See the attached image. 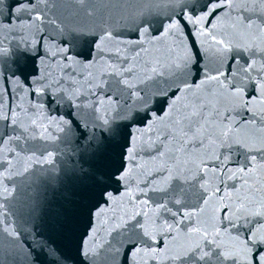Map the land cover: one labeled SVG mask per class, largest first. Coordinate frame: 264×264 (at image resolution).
<instances>
[{"label":"snow or ice","instance_id":"obj_1","mask_svg":"<svg viewBox=\"0 0 264 264\" xmlns=\"http://www.w3.org/2000/svg\"><path fill=\"white\" fill-rule=\"evenodd\" d=\"M74 2L87 4L83 9L84 15L95 18L98 12L94 6L95 0ZM43 3H49V0H15L10 6L7 23L0 20V28L14 30L17 27L13 24L15 20L20 27L36 26L37 31H42L37 22L44 23L45 19L36 9ZM52 3H56V0H52ZM161 4L170 5L171 11L159 23V31L152 38L149 30L160 14ZM138 5L134 40L122 39V33L114 34L108 28L94 32L85 26L65 23L63 19L58 24L56 19L48 18L47 23L54 26L52 32L38 40L25 42L26 47L17 44L14 55L0 44V62H6L7 58L13 65L7 68L8 75H5L4 68H0V83L7 81L8 85L0 90V232H6L12 238L10 243L18 240L19 233L11 227V221L7 228L3 227V222L4 217L10 215L6 205L16 192L15 178L24 176L29 167L21 164L24 158L12 145L15 143L23 151V145L34 138L29 134V126L20 120L16 112L17 107L22 111L26 109L16 101L47 96L49 107L64 102L69 105L66 113L69 118L61 117L57 124L63 126L61 131L66 127L86 153L91 152L96 162L88 174L101 186L110 179L126 182L133 170L130 162L135 168L141 167L131 135L128 148L119 162L103 154V146L111 140L118 127L141 125L144 133L151 132L155 136L156 126L166 122L167 135L162 139L157 137L159 143L155 148L156 157L166 159L157 168L156 174L144 182L143 188L137 185L142 197L147 196L148 191L159 195L140 201L144 210L129 216V220H135L130 227L127 222L121 224L130 233L126 242L121 243V248L126 252L124 264H138V258L144 256H150L154 264L159 258L166 264H264V196L258 198L255 193L259 190L248 185V178L264 171V118L259 128L251 131L248 125L253 121L248 119L243 125L229 127L223 122L230 121L231 111L224 114L211 100L195 95L196 88L214 82L220 89V96H226L245 109H250L253 101L264 102V0H138ZM233 8L237 19L232 25V37L225 34L224 38L217 39L216 21L222 16H230L229 9ZM22 14H27V25ZM185 27L189 28L188 34L193 36L194 42L197 34L203 39L197 43L195 52L185 47L180 62L170 64L173 71L169 76L175 79H169L164 72L151 65L148 66L150 72L133 75L134 65L131 62L142 51H147L141 37L158 39L168 34L180 36ZM105 41L114 46V63L101 64V56L93 55L105 51ZM209 42L217 55L214 66L207 60L209 47L201 49L200 46ZM37 45L42 50L39 56L35 54ZM130 47L135 56L125 55L123 61L127 63H124L121 54ZM234 49L235 54L229 56ZM45 57L62 68L76 65L90 69L97 66L95 73H87L86 80L88 87L99 90V94L92 92L95 101L87 105L76 103L80 98L79 88L64 87L60 79L54 78ZM29 58L43 63L44 70L37 64L35 71L25 75L24 66ZM153 74L161 77L162 81L147 85L146 81L152 80ZM193 75L196 78L195 88L187 80L188 76ZM14 84L24 92V97L15 93ZM140 84L145 86L140 87ZM188 91L193 92L194 99L178 108L177 100L181 93ZM246 91L251 92L247 97ZM5 93L8 94L7 101ZM32 107L36 108V105ZM101 107L103 114L96 115ZM42 108L43 105L37 110ZM83 108L91 109L92 119H86L81 114ZM112 111L116 112L115 117ZM117 121L122 123L118 124ZM217 121L221 123L218 125ZM30 124L34 126L36 121L32 120ZM241 128L245 129L243 135ZM166 142L172 144L167 150ZM186 144L208 145L200 164L190 167L180 159L179 153L186 151ZM5 145L9 147L5 149ZM34 155V152L28 155L27 160L31 161ZM42 155L44 162H53L52 152ZM209 155L210 159L206 158ZM113 167L116 170L109 175L106 170ZM209 171L223 187L215 186L211 191L205 187ZM237 178L248 187L233 199L225 191L228 187L226 181ZM232 187L236 188V185ZM102 195L106 201L114 199L110 191L105 190ZM213 197L218 202L215 207L209 204ZM200 214L209 217L210 226H196L198 221L195 218ZM136 216L140 219H136ZM185 220L190 221L192 226L185 225ZM225 235L234 243L226 246L223 243ZM33 240L28 248L31 250L29 255L36 252L35 261H39V250H43L51 264H64L60 253L51 244L35 237ZM116 252L119 254L120 249H116ZM81 255L88 256L89 252L82 249ZM0 264H6L2 243Z\"/></svg>","mask_w":264,"mask_h":264}]
</instances>
